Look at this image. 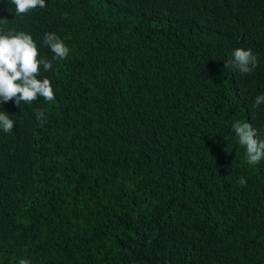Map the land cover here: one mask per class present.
Masks as SVG:
<instances>
[{"label": "trees", "instance_id": "obj_1", "mask_svg": "<svg viewBox=\"0 0 264 264\" xmlns=\"http://www.w3.org/2000/svg\"><path fill=\"white\" fill-rule=\"evenodd\" d=\"M0 17L39 56L45 32L70 49L43 73L54 102L0 107V264H264V161L232 129L264 132V0H0Z\"/></svg>", "mask_w": 264, "mask_h": 264}, {"label": "clouds", "instance_id": "obj_2", "mask_svg": "<svg viewBox=\"0 0 264 264\" xmlns=\"http://www.w3.org/2000/svg\"><path fill=\"white\" fill-rule=\"evenodd\" d=\"M10 3L15 8L16 16L46 7V0H10ZM8 24L9 19L0 17V107L9 100L16 106L21 102L31 104L37 98L54 102L53 85L43 73L53 70L54 62L67 58L69 47L55 32H45L42 43L53 55L44 58L39 56L31 33L10 28ZM229 65L242 75L251 74L258 66V56L250 48H235ZM261 104H264V94L255 96L253 107L259 108ZM44 116L43 111L35 112L38 121ZM12 117L7 111L0 110V132H12L15 123ZM232 129L239 144L245 148L247 163L255 166L264 161V132L240 121L234 122ZM238 183L244 186L246 180L241 177ZM18 264H31V261L22 258Z\"/></svg>", "mask_w": 264, "mask_h": 264}]
</instances>
